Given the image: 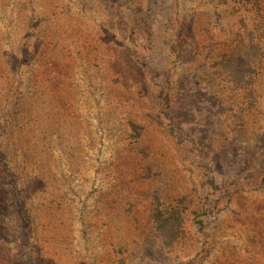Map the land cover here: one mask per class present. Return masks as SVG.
Returning <instances> with one entry per match:
<instances>
[{
	"label": "rangeland",
	"instance_id": "1",
	"mask_svg": "<svg viewBox=\"0 0 264 264\" xmlns=\"http://www.w3.org/2000/svg\"><path fill=\"white\" fill-rule=\"evenodd\" d=\"M0 264H264V0H0Z\"/></svg>",
	"mask_w": 264,
	"mask_h": 264
},
{
	"label": "trees",
	"instance_id": "2",
	"mask_svg": "<svg viewBox=\"0 0 264 264\" xmlns=\"http://www.w3.org/2000/svg\"><path fill=\"white\" fill-rule=\"evenodd\" d=\"M259 53L260 48L258 44L240 40L234 51L223 58L221 62L222 67L235 85L243 86L250 82L251 76L249 75L247 66L251 65L258 58ZM242 59L246 63H243ZM153 218L165 242L167 244L173 243L180 232L182 220L180 212L174 209H167L165 211L158 209L153 214Z\"/></svg>",
	"mask_w": 264,
	"mask_h": 264
}]
</instances>
